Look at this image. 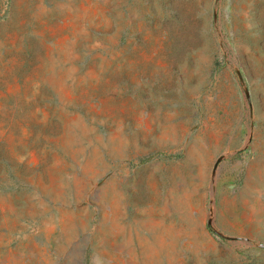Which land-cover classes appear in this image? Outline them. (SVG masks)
<instances>
[{"label":"rangeland","instance_id":"rangeland-1","mask_svg":"<svg viewBox=\"0 0 264 264\" xmlns=\"http://www.w3.org/2000/svg\"><path fill=\"white\" fill-rule=\"evenodd\" d=\"M0 264H264V0H0Z\"/></svg>","mask_w":264,"mask_h":264},{"label":"crops","instance_id":"crops-1","mask_svg":"<svg viewBox=\"0 0 264 264\" xmlns=\"http://www.w3.org/2000/svg\"><path fill=\"white\" fill-rule=\"evenodd\" d=\"M159 168H160L159 166L156 167V171L152 173V181H151V184H150V188L152 190H154L156 193H159L160 192V189H161V184L159 182L160 179H161L160 172H159ZM122 181L123 180H119V182L121 184L120 185L121 189H122V186H123ZM121 194H122V190H121Z\"/></svg>","mask_w":264,"mask_h":264}]
</instances>
